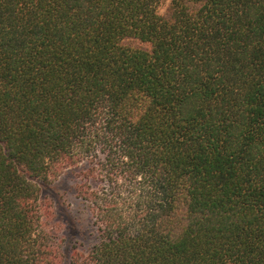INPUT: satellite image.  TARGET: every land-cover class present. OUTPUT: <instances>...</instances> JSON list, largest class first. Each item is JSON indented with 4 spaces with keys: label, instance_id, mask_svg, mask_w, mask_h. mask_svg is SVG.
<instances>
[{
    "label": "trees",
    "instance_id": "1",
    "mask_svg": "<svg viewBox=\"0 0 264 264\" xmlns=\"http://www.w3.org/2000/svg\"><path fill=\"white\" fill-rule=\"evenodd\" d=\"M163 3L0 0V264H264V0Z\"/></svg>",
    "mask_w": 264,
    "mask_h": 264
},
{
    "label": "rangeland",
    "instance_id": "2",
    "mask_svg": "<svg viewBox=\"0 0 264 264\" xmlns=\"http://www.w3.org/2000/svg\"><path fill=\"white\" fill-rule=\"evenodd\" d=\"M171 0H164L162 13L166 11ZM135 45H143L136 41ZM89 162L67 169L54 183L43 185L41 198L52 205L56 220L62 223V236L66 246L77 245L82 250H88L97 242V231L88 204L80 197V188L88 181L86 172ZM94 187L98 181L91 180Z\"/></svg>",
    "mask_w": 264,
    "mask_h": 264
}]
</instances>
